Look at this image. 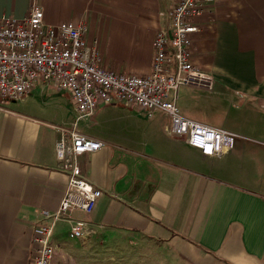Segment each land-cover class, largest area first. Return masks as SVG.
<instances>
[{
    "label": "crops",
    "instance_id": "obj_1",
    "mask_svg": "<svg viewBox=\"0 0 264 264\" xmlns=\"http://www.w3.org/2000/svg\"><path fill=\"white\" fill-rule=\"evenodd\" d=\"M32 4L47 23L85 21L105 67L144 75L174 0H0V17L22 18ZM195 21L192 60L215 84L181 87L177 105L237 133L234 146L206 156L170 134L162 112L101 105L76 128L103 143L78 159L102 195L90 213L72 212L83 238L69 236V221L54 225L52 264H264V0H211ZM210 107L218 123L202 116ZM74 118L53 83L0 102V264H34L33 227L66 184L56 126Z\"/></svg>",
    "mask_w": 264,
    "mask_h": 264
},
{
    "label": "built area",
    "instance_id": "obj_2",
    "mask_svg": "<svg viewBox=\"0 0 264 264\" xmlns=\"http://www.w3.org/2000/svg\"><path fill=\"white\" fill-rule=\"evenodd\" d=\"M211 0H174L167 24L152 40L150 71L144 75L118 72L102 64L100 50L88 45L85 21L47 23L41 7L32 4L22 18L0 17V102L17 100L36 83H53L66 91L75 110L70 125L56 126L59 138L55 152L66 184L58 207L41 210L33 227L36 244L34 264H52L54 225L69 221V236L83 238L84 222L72 218L75 210L90 213L102 191L88 180L79 157L98 150L103 143L81 133L78 120L98 107L118 101L151 117L162 112L169 118L168 131L206 156H221L234 146L238 134L182 115L178 91L183 86L211 90L214 75L197 66L191 56V35L196 19L208 10Z\"/></svg>",
    "mask_w": 264,
    "mask_h": 264
},
{
    "label": "rangeland",
    "instance_id": "obj_3",
    "mask_svg": "<svg viewBox=\"0 0 264 264\" xmlns=\"http://www.w3.org/2000/svg\"><path fill=\"white\" fill-rule=\"evenodd\" d=\"M99 38V41L98 42H101V37H98ZM102 57V55H101ZM53 97H57L59 99H61L60 97H64V96H60V95H54ZM65 98H63V101H64ZM220 102L216 101V104L220 105L219 104ZM212 105H215V103L212 102ZM178 106V105H177ZM202 112V116L203 117H209V118H212L213 120H215L216 122L215 123H218L219 120L221 118H223V115L220 114L219 112H217L216 110H213V107H210V108H207V109H204V110H201ZM225 116V115H224ZM146 118V117H145ZM147 119V118H146ZM76 239V238H75Z\"/></svg>",
    "mask_w": 264,
    "mask_h": 264
}]
</instances>
